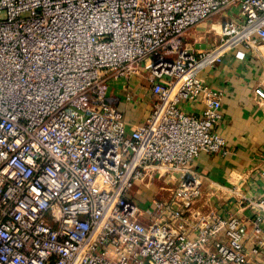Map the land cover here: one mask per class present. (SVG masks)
<instances>
[{"label": "built area", "instance_id": "2783aa9c", "mask_svg": "<svg viewBox=\"0 0 264 264\" xmlns=\"http://www.w3.org/2000/svg\"><path fill=\"white\" fill-rule=\"evenodd\" d=\"M216 15L212 50L184 46ZM238 43L264 60V0H0V264H264V198L250 223L197 205L193 163L227 144L222 94L196 70ZM141 68L155 102L128 130L118 106Z\"/></svg>", "mask_w": 264, "mask_h": 264}, {"label": "crops", "instance_id": "0c3cea01", "mask_svg": "<svg viewBox=\"0 0 264 264\" xmlns=\"http://www.w3.org/2000/svg\"><path fill=\"white\" fill-rule=\"evenodd\" d=\"M221 16L211 17L188 30L182 37L184 46L195 52L212 50L218 38L211 28L220 21ZM261 51L263 48L250 50L242 44H234L222 55L219 63L214 62L215 58L211 56L196 70L206 86L222 94L220 119L215 130L227 144L226 155L200 153L193 163L195 171L204 177L197 205L204 211L218 208L220 213H229L247 223L259 214L258 209L249 205L248 201L264 198V108L258 105L254 93L257 88L264 91ZM138 76L132 80L133 87L139 90L136 100L120 101L118 106L128 130L144 122L155 102L150 101L146 78L139 79ZM119 82L115 87L122 97L130 90L125 87L124 80ZM181 108L201 115L204 104L186 101ZM235 188L239 192H233ZM155 193L153 189L135 186L131 196L142 208H147L151 206ZM241 197L245 198L242 203ZM262 229L264 238V221ZM252 245L249 231L244 247L250 252Z\"/></svg>", "mask_w": 264, "mask_h": 264}, {"label": "rangeland", "instance_id": "374dc122", "mask_svg": "<svg viewBox=\"0 0 264 264\" xmlns=\"http://www.w3.org/2000/svg\"><path fill=\"white\" fill-rule=\"evenodd\" d=\"M140 72L138 73L140 76H138V77H140L139 79H143L144 77H145V71H143V69L141 68L140 70H139ZM134 77H136L135 75H133L132 76V80H134L135 78ZM138 79V78H137ZM121 81V83H122V81H123V79L122 80H120ZM119 82V80H117L116 81V83H118ZM120 83V82H119ZM149 98H150V101H154L155 100V98L153 97V96H151V95H149ZM165 186V185H164Z\"/></svg>", "mask_w": 264, "mask_h": 264}]
</instances>
